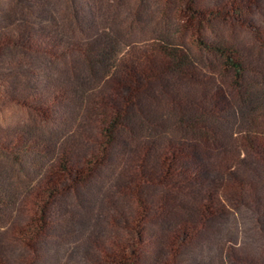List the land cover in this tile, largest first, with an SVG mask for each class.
Masks as SVG:
<instances>
[{
	"label": "trees",
	"instance_id": "obj_1",
	"mask_svg": "<svg viewBox=\"0 0 264 264\" xmlns=\"http://www.w3.org/2000/svg\"><path fill=\"white\" fill-rule=\"evenodd\" d=\"M88 1L100 16L90 34L58 41L45 26L20 25L0 37L45 58L62 52L55 75L13 58L44 79L29 94L0 78V100H20L47 130L0 126V158L13 167L0 164V221L23 211L29 227L49 223L39 201L53 198V180L82 186L127 142L112 191L162 228L157 264L194 233L213 240L192 263L264 264V0H141L162 28L141 39L106 19L96 7L105 0ZM231 208L251 213L242 230Z\"/></svg>",
	"mask_w": 264,
	"mask_h": 264
},
{
	"label": "rangeland",
	"instance_id": "obj_2",
	"mask_svg": "<svg viewBox=\"0 0 264 264\" xmlns=\"http://www.w3.org/2000/svg\"><path fill=\"white\" fill-rule=\"evenodd\" d=\"M28 1L31 4L29 9L22 7L21 0H0V37L10 34L20 25H30L47 27L58 35V41L63 37L80 38L83 33L90 34L94 25L91 21L100 18L99 15L93 16V3L88 0ZM96 7L132 39L151 36L152 30H162L151 27L148 16L155 15V8L141 0H105L97 3ZM9 40L0 42V78L8 83L7 91L14 95L29 94L36 91L44 80L32 78L27 69L13 66V58L23 55L34 65L41 63L46 74L55 75L61 62V51H49L45 58L46 54H37L30 48L24 50L15 40ZM19 101L11 97L0 100V126L25 127L46 133V123ZM127 148L126 142L114 150L103 169L95 177L87 178L82 186L59 188V180L54 179L50 185L58 188L53 198L42 193L39 201L40 205H48L50 209L49 223L40 222V225L29 227L24 221L23 211L17 212L10 220L0 221V264H157L154 257L156 236L162 228L155 222L145 225V220L153 221L152 215L148 212L147 215H137L131 209L129 212L124 209L125 202L119 199V193L112 191L120 170L126 164ZM0 164L5 169L8 167L7 170L13 168L5 158H0ZM180 209L182 212L186 210L184 207ZM230 214L229 218L239 230L251 216L250 212L241 213L233 208ZM41 227L42 236H38ZM131 233L136 237L131 238ZM207 234H192L190 245L179 246L168 264H198L190 259L204 255L212 247L213 239ZM91 257L99 262H93ZM207 264L220 263L213 260Z\"/></svg>",
	"mask_w": 264,
	"mask_h": 264
}]
</instances>
